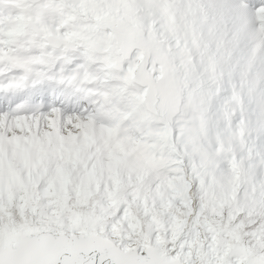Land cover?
Segmentation results:
<instances>
[{"label":"snow or ice","instance_id":"snow-or-ice-1","mask_svg":"<svg viewBox=\"0 0 264 264\" xmlns=\"http://www.w3.org/2000/svg\"><path fill=\"white\" fill-rule=\"evenodd\" d=\"M0 264H264V0H0Z\"/></svg>","mask_w":264,"mask_h":264}]
</instances>
